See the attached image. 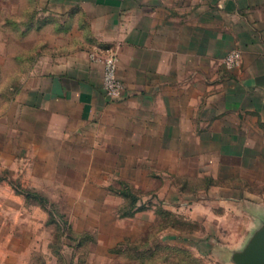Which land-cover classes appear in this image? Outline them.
I'll return each instance as SVG.
<instances>
[{
    "label": "rangeland",
    "instance_id": "1",
    "mask_svg": "<svg viewBox=\"0 0 264 264\" xmlns=\"http://www.w3.org/2000/svg\"><path fill=\"white\" fill-rule=\"evenodd\" d=\"M85 1L0 0V264H240L264 250L260 121L238 136L212 134L214 119L202 130L193 121L191 135H176L175 152L128 167L63 149L49 158L40 148L55 146L24 134L25 83L37 82L56 48L71 46L72 29L86 39ZM232 52L241 61L229 51L225 70L240 64H225ZM90 56L102 63L104 96L117 101L116 49ZM109 58L122 86L114 99L103 82ZM200 106H192L196 116Z\"/></svg>",
    "mask_w": 264,
    "mask_h": 264
},
{
    "label": "crops",
    "instance_id": "2",
    "mask_svg": "<svg viewBox=\"0 0 264 264\" xmlns=\"http://www.w3.org/2000/svg\"><path fill=\"white\" fill-rule=\"evenodd\" d=\"M80 7L86 39L72 29L71 46L56 48L37 82L25 83L24 134L55 146L40 151L128 167L148 153L175 152L176 135H191L193 121L202 130L216 120L217 136L264 125V0H87ZM110 46L123 84L117 101L104 96L102 63L90 56ZM232 50L240 64L225 70Z\"/></svg>",
    "mask_w": 264,
    "mask_h": 264
},
{
    "label": "built area",
    "instance_id": "3",
    "mask_svg": "<svg viewBox=\"0 0 264 264\" xmlns=\"http://www.w3.org/2000/svg\"><path fill=\"white\" fill-rule=\"evenodd\" d=\"M225 64L228 67H235L240 62V55L237 52H232L224 58ZM116 59L109 58L105 60L104 65V90L107 96L111 99L121 95L122 86L116 79Z\"/></svg>",
    "mask_w": 264,
    "mask_h": 264
},
{
    "label": "water",
    "instance_id": "4",
    "mask_svg": "<svg viewBox=\"0 0 264 264\" xmlns=\"http://www.w3.org/2000/svg\"><path fill=\"white\" fill-rule=\"evenodd\" d=\"M240 264H264V250L257 246L256 251L249 253Z\"/></svg>",
    "mask_w": 264,
    "mask_h": 264
}]
</instances>
